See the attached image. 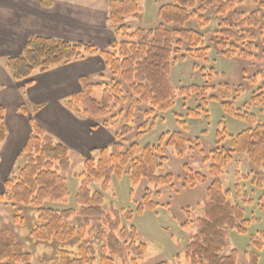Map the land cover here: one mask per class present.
I'll return each mask as SVG.
<instances>
[{"label":"rangeland","instance_id":"rangeland-1","mask_svg":"<svg viewBox=\"0 0 264 264\" xmlns=\"http://www.w3.org/2000/svg\"><path fill=\"white\" fill-rule=\"evenodd\" d=\"M110 1L51 0L53 7L49 9L41 5V0H0V106L7 109V138L0 144V196L7 193L5 183L16 179L20 169L26 165L23 150L33 133L30 122L34 121L57 143L68 147L71 163L69 171L60 172L69 196L62 201L46 200L42 207L58 212L74 211L75 215L69 223L76 229L83 222L79 215L82 207L77 196L88 172L85 162L88 159L98 161V151L111 148L115 143V135L126 124V107L118 106L106 118L82 116L78 111L79 107H75V111L67 108L72 95L81 91V77L90 78L92 83L103 82L100 75L105 76L107 69L99 57L74 61L45 73L36 71L30 79L22 82L14 80L5 64L8 57L22 54L23 45L31 35L48 36L72 43H91L99 50H108L115 41L122 40L115 34L117 28L108 21ZM139 1L142 16L128 17L125 20L131 32L139 28L157 27L159 8L173 2ZM206 16L211 19L209 27L202 30L192 22L189 28L204 35L205 46L211 48L208 62L203 58H176L178 62L172 65L170 76L177 94L174 106L166 112L149 115L144 114L149 107L137 106L136 117L131 124L133 130L122 139L124 149L131 144H138L141 148L156 145L162 135L176 131L192 140L194 143L183 157H178L172 148H164L163 156L166 161L157 175H171L175 189L167 186L157 188L146 179L139 186H133L126 174L120 179L113 177L107 190L102 189L101 181H92L89 189L104 196L105 217L92 219L85 232L65 243L55 239L48 242L32 239L31 231L39 225L36 209L24 206L13 208L12 203L0 201V230L23 245L25 251L33 256V264H56L61 249L77 253V247L81 243L95 248V264H99L104 254L102 248L106 246L105 235L110 232L109 226L104 223L106 217L119 219L120 229L114 234L122 244H129L130 239L129 236L123 239L121 230L135 228L136 242L148 247L141 259L131 251H125L123 256H112L110 251H106L105 255L113 258L115 264H188L185 260V247L198 234L197 220L203 218V207L208 201L206 190L212 178L209 174L211 161L206 159L211 157V151L216 147L217 133L225 129L229 135H237L251 127L247 121L236 119L223 111L220 101L222 87H231L232 92L227 101L232 102L236 109L242 110L248 105L256 120L264 123V107L251 105L253 93L264 94V79L258 73L263 68L220 56L211 42L217 23L213 20L212 12ZM210 69L216 72L212 78ZM106 75L109 78V73ZM205 84L210 87L208 97L199 98L179 93L180 88ZM239 86H243L245 91L237 97L234 91ZM125 96L130 98L128 93ZM211 96H215L218 101L210 99ZM93 98L101 102L102 91H95ZM21 106L26 108L27 115L21 114ZM197 107L201 108L198 110L201 116L195 119L188 117L189 111ZM180 122L185 124L184 127ZM144 123L148 124V128L140 135L139 128ZM104 124L107 126H103ZM196 140L198 147H195ZM228 144L227 140L226 145ZM234 160L224 170L221 182L224 190L231 191V201L243 207L245 219L251 223L247 233L228 231L226 253L236 250L239 264H248L250 254L255 253L259 257L258 264H264V178L262 187L254 182V176L249 175L250 167L246 156H236ZM185 165L193 172L204 175L206 180L194 188L183 189L181 186L187 175ZM146 190L153 194V201L160 207L155 211L147 210L138 214L137 209L142 204ZM157 190L160 192L158 197L154 195ZM17 214L19 218H15ZM255 243L260 245V249L254 248Z\"/></svg>","mask_w":264,"mask_h":264},{"label":"trees","instance_id":"trees-1","mask_svg":"<svg viewBox=\"0 0 264 264\" xmlns=\"http://www.w3.org/2000/svg\"><path fill=\"white\" fill-rule=\"evenodd\" d=\"M139 2H109L108 21L117 28L115 34L122 40L115 41L108 50H99L91 43H72L48 36L31 35L23 45L21 55L6 59V70L12 74L14 80L22 82L30 79L36 71L45 73L74 61L99 57L107 69L105 76L100 75L103 82L92 83L90 78L81 77V91L72 95L67 108L75 111V107H79L78 111L82 116L106 118L118 106L126 107V124L121 132L115 135V143L111 148L98 151V161L88 159L85 162L88 172L77 196L82 207L79 215L83 219L78 229L69 223L75 215L74 211L58 212L42 207L46 200L62 201L69 196L65 180L60 175V172L65 173L71 167L69 149L66 145L57 143L34 121L30 122L33 133L23 150L26 165L20 169L16 179L5 183L7 193L0 196V201L12 203L13 208L24 206L36 209L39 225L30 234L36 241H72L85 232L92 219L105 217L104 196L89 189L92 181H101L102 189L107 190L113 177L120 179L126 174L133 186H139L146 179L157 188L167 186L175 189L171 175H157L166 161L163 156L164 148H172L178 157H183L194 143L192 140L186 138L182 132L176 131L162 135L156 145L141 148L138 144H131L124 149L122 139L133 130L131 124L136 117L137 106L149 107V110L144 112L145 115L166 112L174 106L177 94L170 76L172 65L178 62L176 58H203L208 62L211 48L205 46L204 35L189 28V24L194 22L204 30L211 25V19L206 15L212 12L217 25L212 32L211 42L219 55L224 59L242 61L243 64L260 65L263 69L258 73L264 79V0H173L172 3L159 8L157 27L139 28L131 32L125 20L128 17L142 16ZM41 5L49 9L53 7L51 0H41ZM210 70L212 78L216 72ZM108 73L109 78L106 75ZM107 80H110V83H107ZM209 90L210 87L206 84L192 85L180 88L179 93L200 98L208 97ZM231 90L229 85H224L220 91L223 111L236 119L247 121L251 127L237 135H229L225 129L217 133L216 147L211 151V157L206 159L211 161L209 174L212 178L206 190L208 201L203 207V218L197 220L199 232L185 247V260L188 264H239L236 250L226 253L228 231L247 233L251 221L245 219L243 207L231 201V191L224 190L221 182L224 170L235 161L236 156H246L250 167L249 175H253L254 182L263 186L264 123L257 121L256 116L250 113V106L245 105V109L240 110L227 101ZM95 91H102L101 102L93 98ZM244 91V87L239 86L234 92L239 97ZM125 93L129 94V99ZM210 99L218 101L215 96ZM251 105L264 107L263 92L252 94ZM198 110L201 108L190 110L188 117H200ZM20 112L27 115L24 106L20 107ZM6 114L7 109L0 106V144L7 138ZM180 124L183 127L185 125L182 122ZM147 128V123L141 125L140 135L145 133ZM198 146L197 141L195 147ZM184 168L187 175L181 186L183 189L194 188L206 180L204 175L193 172L188 165ZM154 195L158 197L160 192L157 190ZM159 207L160 205L153 201V194L146 190L137 212L142 214L147 210L155 211ZM15 218H19V215ZM129 218L131 219L132 215ZM104 223L109 226L110 232L105 235L106 246L102 248L104 254L99 264H115L113 258L105 255L106 251H110L112 256H123L125 251H131L139 259L147 253V245L136 242L135 228L121 230V237L125 239L129 236L130 239L129 244L124 245L114 234L120 229L119 219L106 217ZM252 241L254 242L253 239ZM255 244L254 248L260 249V245ZM95 254L96 250L92 245L81 243L77 247V253L61 249L56 264H95ZM258 261L259 257L251 253L248 264H258ZM0 264H33V256L25 251L23 245L2 230Z\"/></svg>","mask_w":264,"mask_h":264},{"label":"crops","instance_id":"crops-1","mask_svg":"<svg viewBox=\"0 0 264 264\" xmlns=\"http://www.w3.org/2000/svg\"><path fill=\"white\" fill-rule=\"evenodd\" d=\"M96 59V58H95Z\"/></svg>","mask_w":264,"mask_h":264}]
</instances>
